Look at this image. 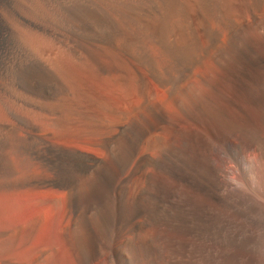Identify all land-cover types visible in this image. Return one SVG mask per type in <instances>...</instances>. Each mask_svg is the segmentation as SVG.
I'll use <instances>...</instances> for the list:
<instances>
[{
  "label": "bare ground",
  "instance_id": "6f19581e",
  "mask_svg": "<svg viewBox=\"0 0 264 264\" xmlns=\"http://www.w3.org/2000/svg\"><path fill=\"white\" fill-rule=\"evenodd\" d=\"M0 26V264H264V0Z\"/></svg>",
  "mask_w": 264,
  "mask_h": 264
},
{
  "label": "rangeland",
  "instance_id": "374dc122",
  "mask_svg": "<svg viewBox=\"0 0 264 264\" xmlns=\"http://www.w3.org/2000/svg\"><path fill=\"white\" fill-rule=\"evenodd\" d=\"M2 30V31H1ZM3 28H2V26H0V35H5V34H3ZM1 37V36H0ZM18 203H19V201H18ZM19 205V204H18Z\"/></svg>",
  "mask_w": 264,
  "mask_h": 264
}]
</instances>
